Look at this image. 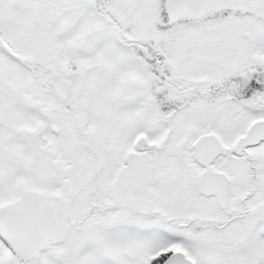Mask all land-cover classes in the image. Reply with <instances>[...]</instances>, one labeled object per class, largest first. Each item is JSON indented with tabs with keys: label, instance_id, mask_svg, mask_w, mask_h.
Wrapping results in <instances>:
<instances>
[{
	"label": "snow or ice",
	"instance_id": "6c2138e0",
	"mask_svg": "<svg viewBox=\"0 0 264 264\" xmlns=\"http://www.w3.org/2000/svg\"><path fill=\"white\" fill-rule=\"evenodd\" d=\"M0 264H264V0H0Z\"/></svg>",
	"mask_w": 264,
	"mask_h": 264
}]
</instances>
